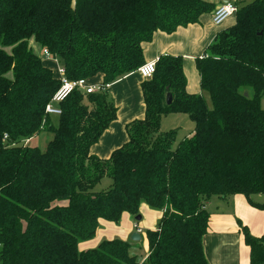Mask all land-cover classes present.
Returning <instances> with one entry per match:
<instances>
[{"label":"trees","instance_id":"trees-1","mask_svg":"<svg viewBox=\"0 0 264 264\" xmlns=\"http://www.w3.org/2000/svg\"><path fill=\"white\" fill-rule=\"evenodd\" d=\"M243 1L236 2V24L196 60L203 94L187 92L181 57L162 56L141 85L145 119L130 123L129 142L102 160L90 149L117 119L109 91L73 92L55 126L45 110L61 83L30 41L57 57L68 79L102 76V85H112L145 64L143 45L156 33L196 25L213 6L203 0H0V264H209L206 207L215 197L244 195L264 210V202L252 199L264 196V0ZM170 114L195 123L176 148L177 132H161ZM45 130L54 135L46 152L27 146ZM106 177L111 186L96 190ZM142 204L164 212L157 230L146 233L143 262L121 240L79 251L100 221L138 217ZM240 228L250 264H264V235Z\"/></svg>","mask_w":264,"mask_h":264},{"label":"crops","instance_id":"crops-1","mask_svg":"<svg viewBox=\"0 0 264 264\" xmlns=\"http://www.w3.org/2000/svg\"><path fill=\"white\" fill-rule=\"evenodd\" d=\"M203 1L212 5L215 10L225 3L238 0ZM213 11L203 15L196 25L179 28L172 35L158 32L152 43L143 45L145 64L157 63L159 58L166 55L183 59L184 73L187 79L186 90L190 95L203 94L196 60L206 54L219 33L236 24V17L233 16L221 26L213 25ZM33 44V48L42 49L34 40L30 41L31 49ZM35 55L39 56L40 54ZM43 65L51 70L55 69L54 66L57 69V65L50 60L43 59ZM96 79L99 81L97 83H101L103 80L102 76H98ZM146 80L135 72L110 86L108 91L118 108L117 119L105 131L99 142L91 147V155L107 160L114 151L129 142L127 126L134 121L145 119L146 104L141 85ZM163 120L164 117L162 123ZM193 133L194 130L186 138L191 137ZM34 140L28 143H32ZM258 198L261 200L260 202L252 199L256 203L262 204L264 196ZM213 204L217 208L212 212L209 208ZM213 204L209 203L206 207L210 214V227L204 238V249L209 264H250V249L244 241L240 225L248 227L254 237H262L264 235V210L252 206L244 195L219 198ZM163 216V211H157L142 204L138 216L140 220L130 214H124L118 224L102 220L95 238L81 242L79 251L96 249L104 241L121 240L132 243V236L138 233L136 226L142 231L139 235L141 236L140 242H143L147 240L146 233L148 231L157 230Z\"/></svg>","mask_w":264,"mask_h":264},{"label":"rangeland","instance_id":"rangeland-1","mask_svg":"<svg viewBox=\"0 0 264 264\" xmlns=\"http://www.w3.org/2000/svg\"><path fill=\"white\" fill-rule=\"evenodd\" d=\"M255 0H244L241 6H245L249 3H252ZM236 17V15H234ZM34 47V44L32 45V50L35 54H40V57L42 56V49L40 50L39 47ZM44 59V58H43ZM55 67V71L56 66ZM98 79V78H97ZM96 78L89 80L88 84L90 85H99L101 83ZM242 93L246 94L249 93V95L252 97L254 95V91L252 89H242ZM204 98L206 100L207 106L209 109L213 108L211 97L208 93L204 92ZM262 107L264 108V96L261 101ZM59 118L57 116L52 117V123L57 126L58 125ZM176 131V141L174 143L173 148H176L177 145L184 140L191 131L195 130V123L185 114H170L168 116H164L163 123L161 125V132H170V131ZM54 135L52 132L45 130L41 132L37 137H35L34 141L32 143H27V146L36 147L40 149L41 152H46L49 146V143L53 139ZM112 180L109 178H104V180L96 187V190H104L107 189L109 186H111ZM259 196H253L252 198L254 200H259ZM219 198L215 197L210 204L215 203L218 201ZM215 201V202H214ZM261 200H259L260 202ZM209 210H215L217 207L215 204L210 206ZM131 244V250L130 253L132 256L137 257V260L139 262H143L144 258L146 257V254L149 253V246L147 240H144L143 242H135L132 241Z\"/></svg>","mask_w":264,"mask_h":264},{"label":"built area","instance_id":"built-area-1","mask_svg":"<svg viewBox=\"0 0 264 264\" xmlns=\"http://www.w3.org/2000/svg\"><path fill=\"white\" fill-rule=\"evenodd\" d=\"M237 12L238 5L236 2L225 3L213 11L212 23L215 26H221L229 18L236 15ZM42 56L44 59L50 60L57 65L56 76L61 83L59 89L56 91L52 100L46 107L45 112L49 117L61 116L62 110L60 105L65 102L73 92L81 91L85 95H91L109 90L111 86V84L90 85L86 80H70L67 78L65 67L61 64L57 57H53L47 49L42 50ZM155 72L156 62L144 64L137 71V73H139L144 79L152 78ZM5 140H7V136L5 137ZM136 228L138 229V234H141L142 231L138 228V226H136Z\"/></svg>","mask_w":264,"mask_h":264},{"label":"water","instance_id":"water-1","mask_svg":"<svg viewBox=\"0 0 264 264\" xmlns=\"http://www.w3.org/2000/svg\"><path fill=\"white\" fill-rule=\"evenodd\" d=\"M246 96H247V94H246ZM171 104H172V95L168 94V96H167V105L169 106ZM137 220H140V217H138ZM132 241L140 242L141 241V236L138 233H135L132 236Z\"/></svg>","mask_w":264,"mask_h":264}]
</instances>
